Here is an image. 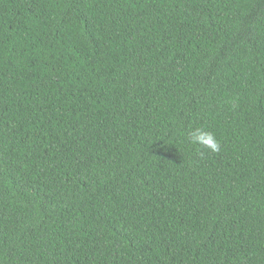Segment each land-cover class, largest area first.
<instances>
[{"label":"trees","instance_id":"obj_1","mask_svg":"<svg viewBox=\"0 0 264 264\" xmlns=\"http://www.w3.org/2000/svg\"><path fill=\"white\" fill-rule=\"evenodd\" d=\"M0 264H264V0H0Z\"/></svg>","mask_w":264,"mask_h":264},{"label":"clouds","instance_id":"obj_2","mask_svg":"<svg viewBox=\"0 0 264 264\" xmlns=\"http://www.w3.org/2000/svg\"><path fill=\"white\" fill-rule=\"evenodd\" d=\"M190 140L193 145L206 149L211 153H219L221 150L220 141L216 138L215 134L211 131L196 128L189 133Z\"/></svg>","mask_w":264,"mask_h":264}]
</instances>
